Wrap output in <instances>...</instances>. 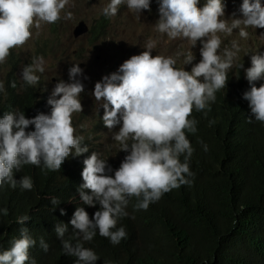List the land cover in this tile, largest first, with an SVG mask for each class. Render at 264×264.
Listing matches in <instances>:
<instances>
[{
	"label": "clouds",
	"instance_id": "1",
	"mask_svg": "<svg viewBox=\"0 0 264 264\" xmlns=\"http://www.w3.org/2000/svg\"><path fill=\"white\" fill-rule=\"evenodd\" d=\"M156 2L159 19L155 31L170 40L180 39L190 48L178 52L176 58L153 57L155 42L150 40L145 51L133 55L116 72L95 83L91 96L98 106L97 114L103 110L101 119L109 131L118 126L112 140L119 145V152L126 155L115 170L108 159L94 151L82 161L79 201L89 208L98 206V210L90 217L84 206L76 207L67 224L58 222L54 228L64 255L75 257V264H97L100 257L84 246L97 235L113 246L127 238L126 229L117 225L129 216L127 208L132 198L136 199L135 210L147 211L166 193L192 183L190 161L195 149L187 134L198 131V121L192 113L203 112L206 116L211 111L217 92L226 88L228 72L242 50L236 41L221 49L220 34L238 31L239 37L246 40L248 29H264L262 0H242L239 17L233 13L230 20L224 18L223 0H205L203 7H198L200 0ZM70 3L71 0H0V65L7 62L13 49L24 46L33 37V29L71 19L72 12L66 11ZM151 3L152 0H108L102 15L115 17L123 5L140 19L143 12L151 10ZM198 44L200 60L193 64L196 57L191 49ZM177 59L184 67H176ZM186 65H193L191 71L185 70ZM239 68L244 69V64ZM45 70L44 56L33 57L20 72L22 88H36ZM244 72L250 85L242 97L250 108L248 122L264 125V83L256 86L264 81V53L257 51L251 55V67ZM81 78L87 79L80 63L72 64L68 81L59 80L51 90L46 100L47 113L27 118L23 111L14 109L0 116V189L9 186L15 190L19 186L23 191H31L34 182L30 176L14 179L15 173L25 166L58 172L70 156L89 153L84 137L77 134L73 125V115L83 112L81 95L85 86ZM11 87H17L15 81ZM0 95L7 97L3 81ZM214 124V120L209 121L210 127ZM198 142L204 152L209 150L203 140ZM51 204L55 211L61 203L53 197ZM60 214L67 215L63 209ZM8 215L6 207L0 208V216ZM27 221L28 215L16 218L20 235L7 250L0 251V264H37L30 257L37 240L25 227ZM69 226L71 234L66 236ZM39 246L45 253L49 251L43 237Z\"/></svg>",
	"mask_w": 264,
	"mask_h": 264
},
{
	"label": "trees",
	"instance_id": "2",
	"mask_svg": "<svg viewBox=\"0 0 264 264\" xmlns=\"http://www.w3.org/2000/svg\"><path fill=\"white\" fill-rule=\"evenodd\" d=\"M105 24L102 18L90 28L92 41L103 37ZM10 58V70L4 78L7 97L0 95V116L14 109L23 111L27 118L44 113L38 86L23 89L16 75L19 59L14 53ZM249 67L251 53L247 49L234 61L226 88L217 92L211 111L206 116L192 113L198 121V131L187 134L195 149L190 161L192 183L166 193L147 211L135 210L136 199L132 198L127 208L129 216L117 225L126 229V239L113 246L97 235L91 243H85L100 257L97 264H264V125L248 122L250 108L242 97L250 90L244 72ZM13 81L16 88L11 87ZM261 83L264 81L256 86ZM211 120L215 124L210 127ZM199 140L208 145L207 152ZM91 152L70 156L58 172L25 166L14 179L30 176L34 182L31 191L19 186L15 190L9 186L0 189V208L9 211L8 216H0V251L7 250L20 235L16 218L28 215L30 221L25 227L37 240L30 257L37 264H75V257L64 255L54 228L58 222L67 224L76 207L84 206L77 188L83 183L82 161ZM125 155L121 152L116 157H100L108 159L115 170ZM53 197L61 203L55 211ZM84 207L90 217L98 210V206ZM61 209L67 215H61ZM70 234L71 226L66 236ZM41 237L50 246L47 253L39 246Z\"/></svg>",
	"mask_w": 264,
	"mask_h": 264
},
{
	"label": "rangeland",
	"instance_id": "3",
	"mask_svg": "<svg viewBox=\"0 0 264 264\" xmlns=\"http://www.w3.org/2000/svg\"><path fill=\"white\" fill-rule=\"evenodd\" d=\"M108 0H71L66 11L72 12L71 19H62L53 25H43L40 29H33V37L22 47L13 49L16 58L19 59L17 77L24 65L30 64L35 56H44L46 70L41 76L38 88L43 99L44 113L49 111L46 100L51 90L59 80L68 81V69L74 63H80L84 70L82 79L85 91L81 95L83 112L73 115V125L77 128V134L84 137V143L89 149L97 152L100 156L116 157L119 145L112 140V134L118 131V126L111 131L104 127L102 122L103 110L97 114L94 98L91 96L95 83L103 76L114 73L119 66L131 58L145 51L146 44L151 40L155 42L152 49L153 57L162 55L165 57H177V53L187 51L190 46L180 40H170L167 36L155 31V24L159 19L158 4L152 0L151 10L141 14L137 19L135 14L130 13L125 6H121L118 14L112 18H105L102 9ZM225 5V19L230 20L235 13L239 17V8L242 0H223ZM264 4V0H262ZM199 3L198 7H203ZM63 16V13H62ZM102 18L105 19V32L99 41L94 42L88 34L79 39H74L72 31L79 21H85L90 28ZM249 37L245 40L239 37L238 31L231 35L220 34L223 41L221 49L230 47L233 41L239 43L241 53L249 50L251 55L264 53V29H248ZM198 44L191 49L196 59L193 64L200 60ZM237 57V58H238ZM11 58L8 57L4 65H0V81L4 82L6 73L10 70ZM193 65H186L185 70L191 71ZM177 68H182L180 59H177ZM56 79L54 82L53 80ZM46 89V90H45ZM80 125H84L81 129Z\"/></svg>",
	"mask_w": 264,
	"mask_h": 264
},
{
	"label": "water",
	"instance_id": "4",
	"mask_svg": "<svg viewBox=\"0 0 264 264\" xmlns=\"http://www.w3.org/2000/svg\"><path fill=\"white\" fill-rule=\"evenodd\" d=\"M90 32V26L85 21H79L72 31L74 39H79L87 36ZM54 81V80H53Z\"/></svg>",
	"mask_w": 264,
	"mask_h": 264
},
{
	"label": "flooded vegetation",
	"instance_id": "5",
	"mask_svg": "<svg viewBox=\"0 0 264 264\" xmlns=\"http://www.w3.org/2000/svg\"><path fill=\"white\" fill-rule=\"evenodd\" d=\"M54 81H56V79H54Z\"/></svg>",
	"mask_w": 264,
	"mask_h": 264
}]
</instances>
